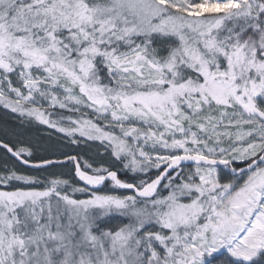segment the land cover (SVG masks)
Here are the masks:
<instances>
[{"label": "snow or ice", "instance_id": "6c2138e0", "mask_svg": "<svg viewBox=\"0 0 264 264\" xmlns=\"http://www.w3.org/2000/svg\"><path fill=\"white\" fill-rule=\"evenodd\" d=\"M0 264H264V0H0Z\"/></svg>", "mask_w": 264, "mask_h": 264}]
</instances>
